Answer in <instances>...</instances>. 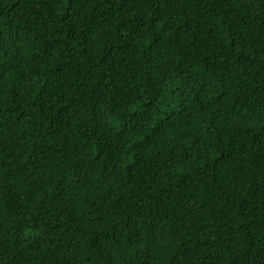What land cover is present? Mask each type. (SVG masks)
I'll use <instances>...</instances> for the list:
<instances>
[{
    "label": "trees",
    "instance_id": "1",
    "mask_svg": "<svg viewBox=\"0 0 264 264\" xmlns=\"http://www.w3.org/2000/svg\"><path fill=\"white\" fill-rule=\"evenodd\" d=\"M0 264H264V0H0Z\"/></svg>",
    "mask_w": 264,
    "mask_h": 264
}]
</instances>
